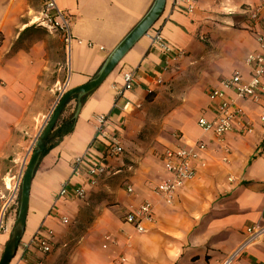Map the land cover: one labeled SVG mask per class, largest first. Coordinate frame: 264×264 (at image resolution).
Instances as JSON below:
<instances>
[{
	"label": "crops",
	"instance_id": "crops-1",
	"mask_svg": "<svg viewBox=\"0 0 264 264\" xmlns=\"http://www.w3.org/2000/svg\"><path fill=\"white\" fill-rule=\"evenodd\" d=\"M193 1V14L167 3L155 24L183 56L158 52L145 36L97 90L69 103L58 124L75 114L74 130L36 169L25 233L11 264H224L247 227L264 225V99L255 104L227 92L244 113L226 138L227 160L198 124L214 118L209 94L222 80L237 73L251 79L246 60L262 49L239 19L246 20L264 0ZM55 2L63 18L54 11L50 31L41 21L42 0H0V184L13 166L20 171L59 88L95 79L155 0ZM131 71L135 84L124 92V74ZM96 115L108 116L105 133L120 141L121 158H106L109 140H95ZM193 141L205 142L209 150L196 162L195 179L167 205L153 191L170 178L162 155ZM79 157L84 164L73 176ZM100 164L110 173L92 187L88 169ZM69 180V194L59 198ZM77 189H85L84 200L74 196ZM145 201L154 205L153 221L138 234L125 217ZM37 236L53 243L51 254L34 246ZM8 238L9 232L0 235V255ZM232 264H264V238Z\"/></svg>",
	"mask_w": 264,
	"mask_h": 264
},
{
	"label": "built area",
	"instance_id": "built-area-1",
	"mask_svg": "<svg viewBox=\"0 0 264 264\" xmlns=\"http://www.w3.org/2000/svg\"><path fill=\"white\" fill-rule=\"evenodd\" d=\"M42 1L44 3L45 9L41 21L48 30L52 31V29L55 27L52 13L54 11L57 12L56 18H63V15L57 8L55 0ZM168 3H170L173 8L182 9L188 14H193L197 8L193 0H168ZM246 21L248 30L255 34L262 49V53L249 55L246 60L247 65L252 69V77L250 80L246 81L240 74L237 73L229 79L222 80L220 83V88L212 90L209 94L210 101L215 112L214 118L212 120L202 118L198 122L200 128L205 133L212 135L214 140L222 147L221 150L224 153L225 160H227V156L230 153V149L226 145V138L233 131L234 122L237 119H243L244 117V113L237 106L235 99L229 97L227 92L233 91L238 99H249L255 104H260L264 99V5L252 8L248 12ZM65 26H67V23H65ZM63 29L65 30L66 27H63ZM146 36H149L151 39V48L157 50L158 52L162 54L176 53L177 57L184 55V52L175 51L174 48L165 41L160 28H156L154 26ZM68 41L70 42L71 40L69 39ZM134 84L135 72L131 71L125 73L124 92L132 90ZM67 91H69V89L68 83L66 82L59 88V95L56 104L46 119L42 131L51 118L58 102ZM124 92H120L118 96L122 97ZM262 121H264V116L262 117ZM94 123L95 140L101 138H107L109 140L107 144L106 158H121L124 155L125 150L120 141L115 137H108L105 133V128L109 123L108 116L96 115L94 117ZM246 130L248 133L252 132V129L248 128L247 126ZM38 139L39 137L34 142L32 149L21 166L17 181L14 183L13 197L7 201L5 209L9 208L11 204H13L17 199L29 158L32 155ZM208 150L209 146L203 141L186 142L185 146L178 150L170 148L166 149L162 155V160L164 169L170 175V178L161 182L154 188L153 191L155 195L164 200L167 205H172L178 190L182 188L186 182L195 179L197 175L196 162H198L200 157L204 153H207ZM262 156L264 158V154ZM83 164L84 157L75 159L73 165V176L79 175ZM110 170L111 169L104 164L95 165L88 169L89 185L92 187L97 186L100 181L110 173ZM71 180L66 181L62 185V189L58 195L59 198L65 197L69 194ZM128 191L132 192V187H128ZM74 196L77 199L84 200L86 198L85 189H77L74 192ZM153 216V203L150 201H145L138 208L126 215L125 222L132 225L138 234H143L145 233L144 224L152 222ZM63 222L66 223L67 219L64 218ZM263 238L264 225L256 224L247 227L243 242L237 249L233 251L224 264L234 263L239 258H241L250 247ZM110 241L111 238L107 237L104 249L107 248V245ZM33 244L43 255H49L54 250L53 243L41 236H37L34 239Z\"/></svg>",
	"mask_w": 264,
	"mask_h": 264
},
{
	"label": "water",
	"instance_id": "water-1",
	"mask_svg": "<svg viewBox=\"0 0 264 264\" xmlns=\"http://www.w3.org/2000/svg\"><path fill=\"white\" fill-rule=\"evenodd\" d=\"M168 0H155L153 6L145 17L134 27V29L125 37L119 46L111 53L106 60L104 66L98 73L97 77L87 84L67 91L58 102L51 118L46 127L41 132L39 139L36 142L35 148L29 158L22 184L20 194L19 211L14 225L13 231L5 245L3 255L0 259V264H11L16 258L17 253L22 244L23 235L25 233L27 217L29 213V201L31 184L34 178L36 169L44 155L48 140L56 128L62 114L69 103L77 98L83 99L93 91L97 90L108 77L116 70L127 53L155 26L162 17Z\"/></svg>",
	"mask_w": 264,
	"mask_h": 264
},
{
	"label": "rangeland",
	"instance_id": "rangeland-1",
	"mask_svg": "<svg viewBox=\"0 0 264 264\" xmlns=\"http://www.w3.org/2000/svg\"><path fill=\"white\" fill-rule=\"evenodd\" d=\"M239 20L241 24H245V28L248 30L247 21L242 18ZM198 67H196V69ZM18 174H19L18 168L17 167L15 168V166H13L11 177L10 178L8 177V179L7 178L3 179V181H1V184H0V235L3 233L9 232V237L13 231L14 225L16 223L18 211H19L21 187H20V191H19V194L15 202L11 204V206L7 209H5V207H6L7 201L13 197V187H14V183L17 181ZM4 249H5V246L3 248V252H4ZM3 252L0 255V259L3 255Z\"/></svg>",
	"mask_w": 264,
	"mask_h": 264
},
{
	"label": "trees",
	"instance_id": "trees-1",
	"mask_svg": "<svg viewBox=\"0 0 264 264\" xmlns=\"http://www.w3.org/2000/svg\"><path fill=\"white\" fill-rule=\"evenodd\" d=\"M76 123L75 114L70 115L67 118L61 120L59 124H57L56 128L54 129L53 133L51 134L44 155L43 157L48 154V152L55 147L64 137L71 134L74 130ZM27 251L25 252L26 255Z\"/></svg>",
	"mask_w": 264,
	"mask_h": 264
}]
</instances>
